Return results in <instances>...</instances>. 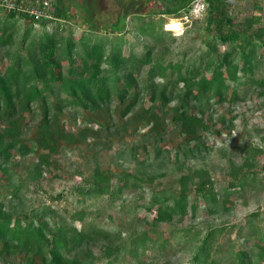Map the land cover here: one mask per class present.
Here are the masks:
<instances>
[{
  "label": "trees",
  "instance_id": "trees-1",
  "mask_svg": "<svg viewBox=\"0 0 264 264\" xmlns=\"http://www.w3.org/2000/svg\"><path fill=\"white\" fill-rule=\"evenodd\" d=\"M116 1L115 20L100 28L80 0L74 10L53 0L52 18L38 20L0 7V264H264V228L257 224V211L237 226L235 239L228 238V250L222 237L233 225L179 226L200 207L228 213L247 191H256L258 172L247 159L239 167L231 164L227 184L218 188L199 167L179 176L176 186L151 189L149 200L140 204L149 216L141 214L144 226L138 230L86 222L85 199L121 197L124 188L151 183L154 174L122 171L114 185L96 168L77 191L81 207L66 208V215L50 204L36 209L23 204L30 181L56 175L51 154L59 147L91 135L107 141L111 127L117 133L145 127L142 135L156 141L155 155L169 152L160 142L171 133L182 137L173 157L194 158L204 133L219 135L208 126L206 113L237 103L242 92L254 89L264 97V26L254 27L259 15L237 21L231 0H202V17L193 18L202 19L201 45L192 48L189 42L179 50V38L165 30L164 17L187 13L195 0H157L161 9L130 13ZM20 20L27 23L24 29ZM34 25L40 29L32 31ZM74 27L80 30L77 36ZM64 112L98 128L73 131ZM137 147L128 149L133 160H138ZM30 153L36 159L19 176L17 158ZM241 233L243 243L237 241ZM186 249L184 261H170Z\"/></svg>",
  "mask_w": 264,
  "mask_h": 264
},
{
  "label": "rangeland",
  "instance_id": "rangeland-1",
  "mask_svg": "<svg viewBox=\"0 0 264 264\" xmlns=\"http://www.w3.org/2000/svg\"><path fill=\"white\" fill-rule=\"evenodd\" d=\"M70 4L71 9H76L79 0H63ZM84 6H87L93 14L91 18L95 19L97 28L105 26L108 22L115 20L119 12V5L116 0H80ZM125 13H130L136 9L153 8L161 9L157 0H119ZM231 13L237 21H242L245 17L259 15V23L254 25L264 26V0H231ZM80 7V5H79ZM82 7V5H81ZM74 8V9H73ZM78 8V6H77ZM76 12V11H75ZM168 22L179 20L185 25V32L178 37L176 44L180 48L188 46L191 42L192 48L201 45L202 37V19L194 21L183 20L182 15L178 17L165 16ZM25 20L18 23L22 29L27 26ZM81 26V25H80ZM165 26V25H164ZM40 26L34 25L32 31L39 30ZM75 35L79 33V28L74 27ZM65 32V31H64ZM241 37L244 35L241 32ZM182 37V38H181ZM178 48V47H177ZM176 48V49H177ZM178 50V49H177ZM241 100L235 104H223L221 107L216 106L217 111L205 114L206 122L210 128L219 130V135L206 132L203 136V144L196 151L195 157L179 154L174 158L177 147L182 141V137L177 134L168 133L165 140L160 144L166 146L169 152L164 157L155 155L153 143L156 141L148 140L142 133L145 127H141L136 133L114 132L109 128L110 135L105 141L104 136H89L85 141L79 140L73 145L59 147L58 150L51 154V160L55 162L56 175L43 174L37 182L30 181L26 191L22 195V202L28 209L39 208L42 205H52L60 213H65L66 208L69 210L79 209L81 206L76 205L77 191L84 188L85 178L92 174L97 168L104 174H108L111 183L115 185V178L121 172L139 173L143 175L154 174L156 177L149 184L143 183L136 188H124L121 197L107 196L99 198L86 197L85 204V221L102 226L105 229L118 230L124 232L132 229L138 230L144 226V221L139 220L141 214L149 213L140 206L150 197L151 189L170 188L176 186L177 179L183 174H187L199 167L205 168L208 175L212 178L216 188L227 184V174H230L229 166H241L245 159L252 161L251 169L258 172L256 191H247L244 197H240L228 213H209L203 208H199L194 218L186 217L181 225H193L201 230L207 226H219L222 224L233 225V231L223 235V247L228 250V238L235 239L237 226L244 224L245 218L254 211L258 212L260 217L257 224L264 228V97L257 95V90H251L244 94L241 93ZM72 125V130L76 131L82 126H92L98 128L95 123L83 122L81 116L74 121L64 112L62 113ZM113 118L120 124L121 120L113 114ZM112 118V120H113ZM228 118H231V124H228ZM106 119L101 118L100 121ZM106 122V121H104ZM110 122V121H109ZM235 133V134H234ZM104 134V132H103ZM234 134V135H233ZM137 145L136 155L138 160H133L129 155L128 149ZM170 146L172 149H170ZM37 154L30 153L20 160L17 171L19 176H23L26 167L33 164ZM61 194L60 200L52 198ZM66 215V213L64 214ZM138 216V217H137ZM80 225L78 221L75 222ZM236 226V227H235ZM161 228L169 232L167 224H162ZM244 232V231H242ZM244 233L237 238V241L243 243ZM188 251L177 252L176 257H171L170 261L177 263L187 258Z\"/></svg>",
  "mask_w": 264,
  "mask_h": 264
},
{
  "label": "built area",
  "instance_id": "built-area-1",
  "mask_svg": "<svg viewBox=\"0 0 264 264\" xmlns=\"http://www.w3.org/2000/svg\"><path fill=\"white\" fill-rule=\"evenodd\" d=\"M53 0H0V7L6 11H17L26 14L32 19L38 20L40 18H52L50 10L52 8ZM203 5V12L205 4L202 0H195L187 13L182 15L183 20H191L197 18L192 14V9ZM203 15V14H202ZM202 15L199 17L201 18Z\"/></svg>",
  "mask_w": 264,
  "mask_h": 264
},
{
  "label": "clouds",
  "instance_id": "clouds-1",
  "mask_svg": "<svg viewBox=\"0 0 264 264\" xmlns=\"http://www.w3.org/2000/svg\"><path fill=\"white\" fill-rule=\"evenodd\" d=\"M192 14L199 18L203 14V5L193 8ZM164 27L166 31L171 32L175 37H180L185 32V25L179 20H171Z\"/></svg>",
  "mask_w": 264,
  "mask_h": 264
},
{
  "label": "bare ground",
  "instance_id": "bare-ground-1",
  "mask_svg": "<svg viewBox=\"0 0 264 264\" xmlns=\"http://www.w3.org/2000/svg\"><path fill=\"white\" fill-rule=\"evenodd\" d=\"M169 22H170V21H169ZM169 22H167V23H169ZM167 23H166V24H167ZM166 24H165V25H166Z\"/></svg>",
  "mask_w": 264,
  "mask_h": 264
}]
</instances>
